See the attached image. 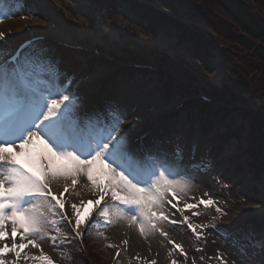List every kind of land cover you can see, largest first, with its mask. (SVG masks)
Wrapping results in <instances>:
<instances>
[{"label": "rangeland", "instance_id": "rangeland-1", "mask_svg": "<svg viewBox=\"0 0 264 264\" xmlns=\"http://www.w3.org/2000/svg\"><path fill=\"white\" fill-rule=\"evenodd\" d=\"M32 1L0 0V61L18 43L11 30L7 33L14 21H21L31 35L46 37L24 53L25 92L20 93L13 75L0 67V264H110L115 254L116 264H264V175L255 181L245 171L239 172L235 163L243 157V144L235 137L221 143L218 137L229 126L244 125L241 119L230 116L218 130L203 134L180 109L174 110L178 104L160 98L154 73L126 79L114 69L91 68L80 54L63 55L64 50L48 45H78L90 52L102 49L107 57H121L124 49L131 50L146 64H152V58L142 49L152 48L183 62L216 88L226 80L222 66L241 68L240 57L245 53L216 36L228 61L191 60L182 49L147 32L124 10L98 12L86 0ZM242 1L264 24V0ZM170 3L152 0L147 4L191 23L186 14L170 13ZM213 7L223 17L238 14L228 5ZM30 20L35 25L25 24ZM41 42L46 43L40 46ZM59 51L63 56L54 54ZM63 61V65L78 66L79 73L74 76L75 68L59 71ZM157 73L172 75L162 69ZM241 73L250 86L252 76ZM248 89L250 93L252 88ZM62 98L70 101L68 106L52 110L51 104H59ZM89 100L92 107L81 112ZM25 102L18 119H7ZM249 103L264 105V91ZM47 116L57 119L46 124ZM129 124H136L130 140L121 142L116 152L109 151L110 143ZM244 127L242 138L249 131ZM19 146L16 157L5 154L6 149ZM149 146L157 147L159 153L141 155L142 148ZM166 148L170 153L163 154ZM102 152L106 160L102 163L111 166L110 172L97 164ZM21 163L38 167L56 193L67 187L70 200L83 204L88 198L95 201L102 181L114 203L101 212L102 220L86 228L89 263L84 256L83 263L72 261L70 251L76 245L57 229L51 203L42 188L26 177ZM85 170L95 171L84 187ZM205 202L212 203L213 209H202ZM176 208L182 209V218ZM76 216L71 217L73 221ZM114 228L120 233L112 234Z\"/></svg>", "mask_w": 264, "mask_h": 264}, {"label": "trees", "instance_id": "trees-1", "mask_svg": "<svg viewBox=\"0 0 264 264\" xmlns=\"http://www.w3.org/2000/svg\"><path fill=\"white\" fill-rule=\"evenodd\" d=\"M143 1L152 3V0ZM87 2L101 12L124 10L142 23L147 31L165 39L173 47L182 49L191 60L209 61L218 57L221 62L228 61L224 50L218 46L216 36H222L229 45L245 53L240 57L241 68H238L237 64H231L229 70L222 66L226 80L220 88H216L196 76L198 74L183 62L160 55L152 48L147 47L143 50L152 58L154 68L172 74L167 76L169 80L165 82H163L165 77L159 76L158 86H162L164 90L168 89L161 94L164 99L170 101L171 96L174 95L173 91L178 97L203 91L213 99V104H205L201 109L195 102L188 103L185 107L189 115L196 111L199 113L202 131L218 130L217 127L222 121L230 116L241 119L244 125L241 124L236 128L229 126L225 134L218 137L221 138V142L228 141L232 137L240 140L243 144L241 154L245 158L241 156L242 159L235 165L239 172L245 171L253 180L259 181L264 175V105L253 107L249 102L254 100L258 92L264 91V24L247 10L244 2L242 0H171L169 9L172 13L177 10L178 13L190 17L191 24L187 25L158 12L152 5H142L136 0H87ZM214 5H228L238 14H232L231 18L223 17L217 13ZM124 51L121 58L115 55L112 58L126 62L140 60L136 53ZM228 65L230 66L229 63ZM241 72L252 76L250 86ZM123 73L130 78L134 75L132 72ZM172 83H175V86ZM249 87L252 88L250 93ZM186 89L188 92L185 91ZM244 126H247L249 131L247 136L242 138ZM70 253L74 256L73 262H84L79 248L71 249Z\"/></svg>", "mask_w": 264, "mask_h": 264}, {"label": "bare ground", "instance_id": "bare-ground-1", "mask_svg": "<svg viewBox=\"0 0 264 264\" xmlns=\"http://www.w3.org/2000/svg\"><path fill=\"white\" fill-rule=\"evenodd\" d=\"M31 23H32V24H31ZM25 24H27V25H35V22H34V21H30V23H25ZM23 26H24V24H23L21 21H18V20H17L16 22L14 21L13 23L9 24V27L7 28V33H9V30H11V33L14 34V35L16 36V39H17V41L19 42V44H21L23 41L29 40V39H26L25 37H26L27 35H29L30 32H26L25 29H23ZM8 36H9V35H8ZM35 36H36V35H35ZM6 38H7V37H6ZM6 38H3V39L6 40ZM3 39H1V40H3ZM7 40H8V39H7ZM20 41H21V42H20ZM19 44H18V45H19ZM18 45H17V46H18ZM17 46H16V48H17ZM16 48H14V50H15ZM14 50L12 51V53L14 52ZM8 57H9V56H8ZM8 57H6L4 60H6ZM60 102H61V100H60ZM51 109H52V110H59V109H61V108H60L59 106H57L56 103H53V104H51ZM12 112H13V111H12ZM12 112H10V114H11ZM138 112L142 113V110L140 109V110H138ZM128 115L130 116V114H128ZM56 119H57V118L54 119V118H49V117L47 116V117H45L44 122H45L46 124H49V123H53V122H55ZM135 126H136V124L125 125L124 128H123V130H122V132H120V135L117 137V140H116L115 142H113V143H110V150H114V149L116 148V146H117V145H120L121 142H123L124 140H130L131 135H132L133 133H135V131H136ZM165 134H166V132H165ZM18 149H20V146H19V147H16V148H15V151H13L12 149H6V150H5V154H6L7 156H9V157H11V156H13V155H14V157H16L15 155L17 154ZM105 149H106V148H105ZM143 150H144V151H143V155H144V156H145V155H149V154H157V153H159V152H158V148H157V147H153V146H149L148 149H147V148H143ZM88 151H89V153H90V150H89V149H88ZM164 153H170L169 149L166 148V152H163V154H164ZM104 155H105V154H103V152H102L98 157H96V159L98 160V162H97V161H96V162H97V164H99V166H100L101 160L103 159ZM96 159H95V160H96ZM23 166H24V165H23ZM107 168H110V167H107ZM25 169H26V168H25ZM26 170H27V169H26ZM95 170H96V169H95ZM95 170H94V171H95ZM94 171H93V172H94ZM93 172H92V173H93ZM92 173H90V171H88V170H85V172L83 173V185H84V187L86 186V185H85L86 180L89 179V178H91ZM133 181L136 182V183H137V182L139 183V180H138V179H133ZM41 183L43 184L44 181L42 180ZM138 183H137V184H138ZM44 184H45V183H44ZM127 184H128L131 188H133L131 183H128V182H127ZM99 191L102 193V194L100 193V197H101V196L105 197L106 191L103 190L102 186L100 187ZM96 202H97V199H96V201H95V203H94V205H93L94 207H95ZM206 204H208V203H206ZM93 209H94V208H93ZM93 209H91L90 211H88L87 208H86V204L83 205V203H82L79 199H77V200H70V197H66V199H65V213H66V215H67L68 218H69L70 216H72L74 213H78L77 217H78L80 214H83V213H86L87 215H89V214H91V212L93 211ZM100 210H102V208H101ZM101 215H102L101 212L98 210L94 215H92V216L90 217V221H89L88 223L94 221L95 219H96V220L99 219ZM69 219H70V218H69ZM77 227L81 229V227H79L78 225H77ZM82 229H83V228H82ZM109 229H111V228H109ZM111 233L114 234V235H117L118 233H120V230L114 228V229L111 231Z\"/></svg>", "mask_w": 264, "mask_h": 264}]
</instances>
